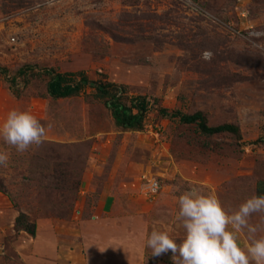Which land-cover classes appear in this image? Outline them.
<instances>
[{
	"label": "rangeland",
	"instance_id": "1",
	"mask_svg": "<svg viewBox=\"0 0 264 264\" xmlns=\"http://www.w3.org/2000/svg\"><path fill=\"white\" fill-rule=\"evenodd\" d=\"M255 33L264 0H0V124L15 109L50 126L24 153L0 138L10 152L0 166V264H173L146 238L157 229L181 243L178 188L215 192L229 212L258 195L264 35ZM205 49L211 62L200 59ZM46 70L122 85L126 105L145 96L141 130L116 126L92 87L52 98ZM174 112L238 132L206 135ZM20 213L35 236L15 227ZM250 223L264 228L261 214Z\"/></svg>",
	"mask_w": 264,
	"mask_h": 264
},
{
	"label": "clouds",
	"instance_id": "2",
	"mask_svg": "<svg viewBox=\"0 0 264 264\" xmlns=\"http://www.w3.org/2000/svg\"><path fill=\"white\" fill-rule=\"evenodd\" d=\"M214 55L205 49L200 59L211 62ZM48 128L29 111L13 109L0 124V138L24 153L44 143ZM9 160L10 152H0V166L7 167ZM177 191L176 220L184 237L178 244L169 232L153 229L146 238V247L153 256L171 251L173 264H264V235H258L264 228L250 223L253 214H261L264 219V195H252L229 212L215 192L204 193L198 186ZM241 234L247 237L244 245L240 243Z\"/></svg>",
	"mask_w": 264,
	"mask_h": 264
},
{
	"label": "trees",
	"instance_id": "3",
	"mask_svg": "<svg viewBox=\"0 0 264 264\" xmlns=\"http://www.w3.org/2000/svg\"><path fill=\"white\" fill-rule=\"evenodd\" d=\"M0 73L6 75V70L0 67ZM50 75V80L47 84V93L55 99L67 98L76 96L80 93L83 87L89 86L96 90V96L100 98L106 109L112 113L115 125L129 130H141L144 114L150 107V102L145 96H138L130 100L129 105H126L125 99L126 89L119 84L109 83L105 81L90 82L86 76L81 75L77 80H73V75L66 73H55L53 70H46ZM8 78V77H6ZM10 86L16 84L15 77L8 79ZM136 110V113H134ZM174 117H178L183 123H196L201 132L206 135H214L222 132H238V129L232 125L224 124L215 127H209L204 121L201 113L181 114L174 112ZM15 227L18 230H23L26 233L35 236L36 225L29 222L23 214H19L15 219Z\"/></svg>",
	"mask_w": 264,
	"mask_h": 264
},
{
	"label": "crops",
	"instance_id": "4",
	"mask_svg": "<svg viewBox=\"0 0 264 264\" xmlns=\"http://www.w3.org/2000/svg\"><path fill=\"white\" fill-rule=\"evenodd\" d=\"M258 195H264V183H261L257 186Z\"/></svg>",
	"mask_w": 264,
	"mask_h": 264
},
{
	"label": "built area",
	"instance_id": "5",
	"mask_svg": "<svg viewBox=\"0 0 264 264\" xmlns=\"http://www.w3.org/2000/svg\"><path fill=\"white\" fill-rule=\"evenodd\" d=\"M158 188L159 187H158V185H157L156 182L151 183V185H150V191L152 192V194L155 193ZM153 189H155V190H153Z\"/></svg>",
	"mask_w": 264,
	"mask_h": 264
}]
</instances>
